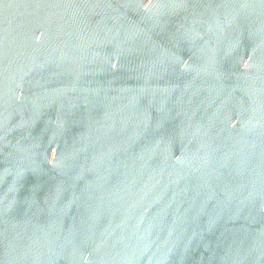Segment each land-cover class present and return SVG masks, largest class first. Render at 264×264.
<instances>
[{
  "label": "water",
  "instance_id": "1",
  "mask_svg": "<svg viewBox=\"0 0 264 264\" xmlns=\"http://www.w3.org/2000/svg\"><path fill=\"white\" fill-rule=\"evenodd\" d=\"M0 264H264V0H0Z\"/></svg>",
  "mask_w": 264,
  "mask_h": 264
}]
</instances>
